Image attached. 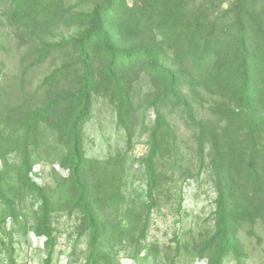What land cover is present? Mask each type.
Segmentation results:
<instances>
[{
    "label": "trees",
    "instance_id": "16d2710c",
    "mask_svg": "<svg viewBox=\"0 0 264 264\" xmlns=\"http://www.w3.org/2000/svg\"><path fill=\"white\" fill-rule=\"evenodd\" d=\"M11 47L21 53L16 70L4 74L0 61L8 264L16 229L42 240V264H51L57 215L87 237L84 264H113L127 250L155 258L157 247L143 243L158 196L203 174L215 193L212 226L184 249L200 264H245L239 233L246 225L256 238L264 223V0H0V52ZM95 98L112 107L125 136L124 151L105 160L84 148ZM205 103L201 117L195 105ZM176 113L190 156L169 118ZM142 137L144 201L123 194ZM39 164L50 166L51 183L37 181Z\"/></svg>",
    "mask_w": 264,
    "mask_h": 264
},
{
    "label": "rangeland",
    "instance_id": "374dc122",
    "mask_svg": "<svg viewBox=\"0 0 264 264\" xmlns=\"http://www.w3.org/2000/svg\"><path fill=\"white\" fill-rule=\"evenodd\" d=\"M226 7V6H224ZM7 50V49H6ZM21 54L14 47L6 53L0 52V61L4 63L2 71L8 75L16 70V60ZM41 72L35 73V82L41 78ZM207 103L203 106L195 105L199 116L206 117ZM176 130L181 135V141L188 148L190 156V134L178 114L169 116ZM116 117L112 107L102 98H95L91 120L85 126L84 148L88 159L105 160L109 156L122 153L125 149V136L121 129L116 127ZM145 137L138 139L132 154L129 155L128 169L124 177L123 194L132 199L144 201L145 179L141 167L137 164L138 158L146 152ZM187 150L185 149L184 152ZM186 154V153H185ZM187 155V156H188ZM188 156V157H189ZM38 182L51 183L49 179L50 166L39 164L36 167ZM170 193H161L158 196V207L152 212L149 229L144 247H157L155 258L144 259L142 252L138 260L130 257L129 250L119 251L113 256V264H200L189 251L186 245L198 242L207 235L212 226V202L215 197L211 178L203 174L198 181H188L180 184L176 182ZM182 198V209L177 211L179 197ZM138 199V200H139ZM25 215L31 216L32 209L27 206ZM57 245L52 255L51 264H84L87 251V237L77 238L74 220L64 215H57L54 220ZM248 226H243L239 239L247 253L245 264H264V223L258 222L253 231L255 237L247 235ZM10 233V232H9ZM14 242V264H42L44 260L43 242L33 237L29 231L26 236L20 232H11ZM7 235L0 232V239L7 241ZM177 239V241H176ZM8 246L0 244V264H8ZM224 264H235L227 258Z\"/></svg>",
    "mask_w": 264,
    "mask_h": 264
}]
</instances>
